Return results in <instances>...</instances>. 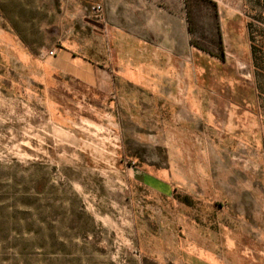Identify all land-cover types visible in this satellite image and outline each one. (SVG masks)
Masks as SVG:
<instances>
[{
	"label": "rangeland",
	"instance_id": "obj_1",
	"mask_svg": "<svg viewBox=\"0 0 264 264\" xmlns=\"http://www.w3.org/2000/svg\"><path fill=\"white\" fill-rule=\"evenodd\" d=\"M186 1L173 89L131 76L106 94L41 67L23 105L22 84L0 80V264H264V53L247 52L264 48V0L220 14ZM104 3L0 0V23L36 66L67 48L105 69ZM136 169L174 190L143 188Z\"/></svg>",
	"mask_w": 264,
	"mask_h": 264
},
{
	"label": "crops",
	"instance_id": "obj_2",
	"mask_svg": "<svg viewBox=\"0 0 264 264\" xmlns=\"http://www.w3.org/2000/svg\"><path fill=\"white\" fill-rule=\"evenodd\" d=\"M209 1L213 12L220 14L224 1ZM186 15V0H106L102 16L106 31L105 69L89 55L67 48L47 57L44 66H36L29 49L16 39L11 24L0 23V64L8 65L6 69L0 67V80H5L7 87L22 84L23 105L30 99L31 79L41 76V67L60 76L68 75L86 88L105 83L106 94L111 93L117 78L125 80L131 76L139 81V87L151 93L157 92L161 82L166 89H173L178 78L173 73L174 64L190 61L192 45ZM257 47L249 40V60L255 61L257 53L263 55L264 48ZM16 62L21 64L19 72L14 70ZM132 178L155 194L169 196L173 189L170 182L143 169L134 170ZM193 257L197 256L187 252L182 263L192 264Z\"/></svg>",
	"mask_w": 264,
	"mask_h": 264
},
{
	"label": "built area",
	"instance_id": "obj_3",
	"mask_svg": "<svg viewBox=\"0 0 264 264\" xmlns=\"http://www.w3.org/2000/svg\"><path fill=\"white\" fill-rule=\"evenodd\" d=\"M92 10L94 12H100L101 11V4L100 3H96L92 6ZM56 53V50L55 49H42L40 50L39 52V56L40 58H47V57H50V56H54Z\"/></svg>",
	"mask_w": 264,
	"mask_h": 264
},
{
	"label": "trees",
	"instance_id": "obj_4",
	"mask_svg": "<svg viewBox=\"0 0 264 264\" xmlns=\"http://www.w3.org/2000/svg\"><path fill=\"white\" fill-rule=\"evenodd\" d=\"M186 2H187V1H186ZM173 190H174V189H173ZM176 197H178V196H176ZM187 201H188L187 198H185V199H184V202H187Z\"/></svg>",
	"mask_w": 264,
	"mask_h": 264
}]
</instances>
